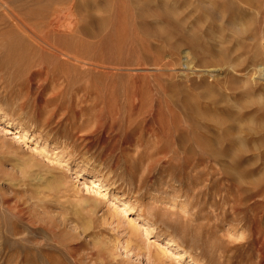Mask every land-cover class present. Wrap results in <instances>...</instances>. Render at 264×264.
Returning a JSON list of instances; mask_svg holds the SVG:
<instances>
[{
	"label": "rangeland",
	"instance_id": "rangeland-1",
	"mask_svg": "<svg viewBox=\"0 0 264 264\" xmlns=\"http://www.w3.org/2000/svg\"><path fill=\"white\" fill-rule=\"evenodd\" d=\"M23 2L73 22L0 33V264H264V0Z\"/></svg>",
	"mask_w": 264,
	"mask_h": 264
},
{
	"label": "bare ground",
	"instance_id": "bare-ground-1",
	"mask_svg": "<svg viewBox=\"0 0 264 264\" xmlns=\"http://www.w3.org/2000/svg\"><path fill=\"white\" fill-rule=\"evenodd\" d=\"M36 1H40V0H36ZM48 1V0H47ZM37 2V3H38ZM0 3H2V5H3V7H1V10H2V8H3V13H2V15H0V26L1 25H5L4 27H2V28H0V33L1 34H3V35H11V34H13V35H15V36H22V37H24V36H27V38H29L30 39V41L33 43V44H35L36 46H38V47H41L42 49H43V45L44 46H46L47 47V45L49 44L50 45V42H49V40L50 39H48V34H47V31H46V33L44 32V33H39V32H37V30L36 29H33V26H36L37 24H40L41 22H46V20H45V18H47V17H37V16H40V13H39V8H38V6L37 5H35V6H37L36 8H34V7H32V8H29V7H27V8H25L27 5H28V3L27 2H25L27 5L26 6H24V2H23V0H0ZM30 3V2H29ZM31 4V3H30ZM53 3H51V5H52ZM1 5V4H0ZM33 5V4H32ZM40 5V4H39ZM42 5H44V4H42ZM53 5H55V4H53ZM43 7V6H42ZM44 7H46L45 5H44ZM52 7V6H51ZM54 7V6H53ZM58 6L56 5V8H57ZM71 7V6H70ZM74 7V6H73ZM69 8V7H68ZM72 8V7H71ZM49 9V8H48ZM67 9V8H66ZM55 10V9H54ZM68 10V9H67ZM73 10V9H72ZM79 10V9H78ZM56 11H58V9H56ZM55 11V12H56ZM50 12V11H49ZM54 12V11H53ZM52 12V13H53ZM45 14V13H44ZM68 14V13H67ZM41 15H42V13H41ZM58 15V17L56 16V15H54L53 16V14H52V17H50V16H48L49 17V23L47 24V23H45V24H47V25H49L50 27H49V29H50V32L53 30V33H54V31H58V30H61V26L62 27H64V26H66L67 27V25L68 26H71V24H72V22L73 21H67L66 19H62V18H60V17H62V16H64L63 14H61V16H59L60 15V13H58L57 14ZM46 16V15H45ZM65 16H66V14H65ZM64 16V17H65ZM35 18H36V20H38V22H34V21H32V22H34L33 24L31 23V20H35ZM237 25V24H236ZM45 27V26H44ZM47 27V26H46ZM38 28H39V26H38ZM48 29V30H49ZM67 29V28H66ZM39 30V29H38ZM63 30V29H62ZM65 30V29H64ZM69 31H70V29H68ZM157 30V29H156ZM72 31V30H71ZM64 31H62V33H63ZM65 32H66V30H65ZM68 32V31H67ZM161 32V31H160ZM58 33H60V32H57V34ZM69 33V32H68ZM61 35H64V34H61ZM52 36V35H51ZM56 37V36H55ZM19 38V37H18ZM22 39V38H21ZM29 39H27V40H29ZM52 39H53V37H52ZM56 40H57V38H55ZM58 41V40H57ZM44 43H46L47 45H45ZM13 44V43H12ZM12 44H11V46H12ZM32 44V46H34ZM53 44H54V42H53ZM18 45V44H17ZM14 46V45H13ZM12 46V47H13ZM16 47V46H15ZM14 47V48H15ZM50 47V46H49ZM48 47V48H49ZM264 47V46H263ZM51 49H52V47H50ZM60 49V48H59ZM45 51V50H44ZM51 51H54V49L53 50H51ZM65 51V50H64ZM55 52H58V51H55ZM52 54H53V52H51ZM68 52H64L63 54H64V56L65 57H71V56H74V55H71V54H67ZM54 54H56V53H54ZM58 54V53H57ZM56 54V55H57ZM58 55H60V53L58 54ZM71 55V56H70ZM61 56H62V54H61ZM56 57V56H55ZM82 63V62H81ZM188 67V66H187ZM262 69V68H261ZM260 69V70H261ZM51 70H53V69H51ZM262 71V70H261ZM263 72V71H262ZM261 72V73H262ZM262 78H264V73H263V76H262ZM261 79V78H260ZM67 80H65V82H66ZM75 81V80H74ZM77 81H79V80H77ZM87 80H84V82H86ZM68 82H69V85H70V83H72V81L71 80H68ZM76 82V81H75ZM101 82V81H100ZM67 83V82H66ZM65 83V84H66ZM93 83V87L95 88V86L97 85V83L96 82H92ZM74 85V84H73ZM72 85V86H73ZM85 85V84H84ZM100 85V84H99ZM114 85V84H113ZM91 86V87H92ZM117 86V85H116ZM87 86H84L83 87V85H78V87H71L72 88V92L73 91H75L74 93L76 94V95H78V92H79V89L81 90V89H85ZM107 87V86H106ZM88 89V88H87ZM106 91V90H105ZM86 92V91H85ZM90 92V91H89ZM94 92V94H95V91H93ZM93 92H91L92 94H93ZM101 92V91H100ZM72 94V95H75V94ZM91 93H87V94H91ZM87 94H85V97H87L88 95ZM102 94V93H101ZM90 96V95H89ZM106 96V95H105ZM58 98V97H57ZM106 98V97H105ZM97 99V98H96ZM183 102V101H182ZM189 102V101H188ZM179 103V102H178ZM172 104V103H171ZM184 104H185V102H184ZM175 105V104H174ZM94 106V105H93ZM172 106H173V104H172ZM171 106V107H172ZM86 107V106H85ZM188 107V106H187ZM57 108V107H56ZM87 108H88V106H87ZM174 108V107H173ZM177 108V107H176ZM89 109V108H88ZM177 109H180V108H177ZM85 111V110H84ZM153 111H155V110H153ZM171 111V110H170ZM182 112V111H181ZM171 113V112H170ZM182 114H184V113H182ZM152 115H153V113H152ZM198 116V115H197ZM181 117H184V116H181ZM180 118V117H179ZM185 118V117H184ZM190 118V117H189ZM188 118V119H189ZM163 120V119H162ZM186 120V119H185ZM190 120V119H189ZM197 120V119H196ZM164 121V120H163ZM188 121V120H187ZM194 121V120H193ZM181 122V121H180ZM8 123L9 124H14V122L13 121H11V120H9L8 121ZM172 123V122H171ZM190 123V122H189ZM192 123V122H191ZM194 123V122H193ZM182 125V124H181ZM195 125V124H194ZM186 126V125H185ZM188 126H190V124H188ZM180 129H181V126H180ZM190 129V128H189ZM193 129V128H192ZM153 130V129H152ZM196 130V129H195ZM153 131H155V130H153ZM164 132V131H163ZM197 132H198V130H197ZM196 132V133H197ZM156 133V132H155ZM180 133V132H179ZM194 133H195V131H194ZM195 133V134H196ZM199 133V132H198ZM198 133H197V135H198ZM157 134V133H156ZM159 134V133H158ZM163 134V133H162ZM161 134V135H162ZM176 134V133H175ZM183 133H181V135H182ZM200 134V133H199ZM197 135H194L195 136V139H196V136ZM202 135V138L204 137L205 138V136L203 135V133L201 134ZM170 136V135H169ZM180 136V135H179ZM198 136H200V135H198ZM153 137H158V135H156V136H153ZM175 137H177L176 135H175ZM182 137H183V135H182ZM206 138H207V136H206ZM174 139V138H173ZM180 140V139H179ZM178 140V141H179ZM196 140H199L198 138L196 139ZM202 140V139H201ZM201 140L200 141H197V142H201ZM207 140H211V139H207ZM231 141V140H230ZM204 143V142H203ZM209 143V142H208ZM213 143H214V141H213ZM250 143V142H249ZM178 144V143H177ZM210 144V143H209ZM199 145V144H198ZM201 145H203L202 143H201ZM179 146V145H178ZM187 146V145H186ZM192 146V145H191ZM200 146V145H199ZM190 147V146H189ZM194 147V149H195V146H193ZM197 147V146H196ZM212 144H210V151H211V155H213L214 154V152L212 151ZM202 148V147H201ZM193 149V150H194ZM215 150V149H214ZM178 151H179V149H178ZM187 151V150H186ZM192 151V150H191ZM197 152V150H194V152ZM220 151V150H219ZM182 152V151H181ZM180 152V153H181ZM216 152V151H215ZM263 152V151H262ZM177 153H179V152H177ZM189 153H190V151H189ZM188 153V154H189ZM200 153V152H199ZM210 153V152H209ZM218 152H216V154H217ZM208 154V153H207ZM180 155V154H179ZM186 155H187V153H186ZM185 155V156H186ZM209 155V154H208ZM218 155V154H217ZM184 156V157H185ZM187 156H189V155H187ZM197 155H195V157H196ZM220 156V155H219ZM221 156H224V155H222L221 154ZM213 157V156H212ZM215 157V156H214ZM183 158V157H182ZM207 158H210V157H208L207 156ZM186 159V158H185ZM213 159V158H212ZM211 160V159H210ZM214 160V159H213ZM212 161V160H211ZM217 161H218V159H217ZM216 161V162H217ZM222 161V170L225 172V171H228V172H230L233 168H232V165H231V163L230 164H228L227 162H226V160H225V162H224V160L222 159L221 160ZM226 163V165H224ZM232 164H235V163H232ZM236 166V165H235ZM207 167V166H206ZM218 168V167H217ZM216 168V169H217ZM220 168V169H221ZM221 170V171H222ZM235 171V170H234ZM236 171H239V170H237V168H236ZM219 172H220V170H219ZM241 172V171H240ZM233 173V172H232ZM242 173V172H241ZM230 174V173H229ZM228 174V175H229ZM236 174V173H235ZM237 174H238V176H239V172H237ZM236 174V175H237ZM233 177V176H232ZM240 177H243V175L242 176H240ZM239 177V178H240ZM236 178V177H235ZM235 178H234V180H235ZM243 179V178H242ZM240 180V179H239ZM245 180V179H244ZM94 182H96L95 180H94ZM242 182V181H241ZM95 184V183H94ZM240 185V184H239ZM244 185V184H243ZM261 185V184H260ZM94 186H96V184L94 185ZM246 186H248V185H246ZM251 188V187H250ZM234 202H235V200H234ZM238 204H241V203H239L238 202ZM239 209V208H238ZM214 243V242H213ZM216 245V244H215ZM1 254V253H0Z\"/></svg>",
	"mask_w": 264,
	"mask_h": 264
}]
</instances>
